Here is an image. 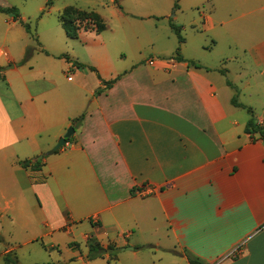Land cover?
Returning <instances> with one entry per match:
<instances>
[{
	"label": "crops",
	"instance_id": "obj_1",
	"mask_svg": "<svg viewBox=\"0 0 264 264\" xmlns=\"http://www.w3.org/2000/svg\"><path fill=\"white\" fill-rule=\"evenodd\" d=\"M226 1L197 2L184 25L176 0L160 16L168 49L145 61H126L123 52L111 59L93 40L105 29L70 39L57 17L23 62L38 44L35 24L21 2L0 0L18 6L36 37L0 13V259L190 264V254L204 264H264V144L244 131L251 116L264 125V107L257 115L243 100H264V0H230L222 11ZM221 44L237 54H203ZM234 95L243 107L231 104ZM70 126L74 133L50 153ZM39 155V168L21 165ZM146 184L152 194L134 195ZM88 236L112 254L87 259Z\"/></svg>",
	"mask_w": 264,
	"mask_h": 264
},
{
	"label": "rangeland",
	"instance_id": "obj_2",
	"mask_svg": "<svg viewBox=\"0 0 264 264\" xmlns=\"http://www.w3.org/2000/svg\"><path fill=\"white\" fill-rule=\"evenodd\" d=\"M8 1L13 3L21 2L22 4L19 6L20 9L31 15L30 21L35 24L38 39V44H31L34 48H36V46H41L42 41L48 39L49 33L47 31L50 32V27L58 24V15L65 7L71 6L83 11H92L100 16L105 25V30L98 37H93V40H95L100 47L106 46L111 59L114 60L119 53L123 52V58L129 62L132 61V59L145 61L151 57H155L157 47L168 49V45L164 44L169 42H163L159 35V33L165 32L161 29L165 21H162L160 16L177 3L176 0H53L51 3H48L47 0H25V2H22V0ZM201 1L202 0H179L180 5L185 8L184 15L179 19L182 21L181 23L187 25L186 23L191 21L193 6ZM229 1L230 0H227L225 4L221 6L222 11L231 8ZM251 1L256 2L259 0H249L248 2L251 3ZM40 5L44 8L42 12L37 11V7ZM15 8L19 9L16 5ZM173 9L172 11L176 10ZM68 19L75 20L76 17L71 15ZM76 22L80 24V31L82 29H95V22H93V20L91 21L87 16H79ZM237 24H241V22L237 21ZM258 30L259 32H263L259 23ZM183 34L185 33H181V36H183ZM61 40L60 47L62 49H68L67 47L70 46V44H68L70 41H68V39ZM225 41L227 40L223 39L222 43H225ZM190 51H193L192 45ZM220 51H224L220 55H226V57L232 55L234 52L237 54V51H234V49L228 51L223 44L214 49V51L203 54L207 56V59L212 60L210 58L219 55ZM226 65L229 78L232 81H237L235 78L237 75L235 72V64L227 62ZM255 98L256 97L253 95L246 94L243 100H252V105L256 108V112L255 110L254 112L260 115L264 107V100L261 98H256L257 100H255ZM40 256L43 259L46 258L44 253ZM21 258L23 261H30L32 257L31 254L26 252L25 256L23 255ZM0 264L8 263L0 259Z\"/></svg>",
	"mask_w": 264,
	"mask_h": 264
},
{
	"label": "trees",
	"instance_id": "obj_3",
	"mask_svg": "<svg viewBox=\"0 0 264 264\" xmlns=\"http://www.w3.org/2000/svg\"><path fill=\"white\" fill-rule=\"evenodd\" d=\"M53 0H47L48 3H51ZM176 4L174 5V8H176ZM0 13H4V14H12L13 18L17 21H19V23L25 28L26 32L34 39L36 40L35 34L34 32L31 31V27L30 24L28 22H23L22 20L19 19V14H18V10L15 7H2L0 6ZM74 15L76 17L75 20H70L68 19L69 16ZM79 16H87V18H89L91 21L93 20V22H95V31L97 33L102 32L105 29V25L102 22L101 18L94 12L90 11H83V10H79L76 9L74 7L68 6L65 7L62 12L58 15V19L59 22L61 23L62 28L65 31V34L67 35L68 38L70 39H76L79 35L80 32V24L76 21H78ZM171 28L174 30L178 41L182 42L183 39L180 36V27L176 26L174 24H170ZM35 51L34 47L28 46L25 50V54H24V58H23V62L26 61L28 58H30V56L32 55V53ZM176 53H178V51H176ZM194 67H199L197 64L195 63H191ZM77 67H84L82 64L76 63ZM92 70H94L93 68H90ZM222 74H224V70H220ZM113 81H103V84L105 87H109L112 85ZM227 85L231 86L230 82L227 81ZM99 90L96 91V93H98ZM231 104L235 107H243L241 104L237 103L236 100V95H234L231 99ZM249 111V110H248ZM84 117V113L79 115L78 117L74 118L72 120L73 126L76 127L77 125H79L82 122V119ZM244 131L248 134H258L260 140L263 142L264 144V125H258L254 122V120L252 118H250L246 125H245V129ZM57 152V151H55ZM52 153V151L50 152ZM42 163V160L39 161H35L32 164H26L24 162L21 163L22 166L24 167H29L31 166L33 169L39 168L40 165ZM86 244L88 247V253L86 258L87 259H94V258H98V257H102L104 256L106 253L112 254L113 252V248L112 247H102L99 242H97L92 236H88L87 240H86ZM145 247H139L140 249L142 248H146ZM186 257L189 261L190 264H204L200 259L190 255V254H186ZM3 260L8 263V264H18L17 260L15 257H11L10 254H5L3 256Z\"/></svg>",
	"mask_w": 264,
	"mask_h": 264
},
{
	"label": "water",
	"instance_id": "obj_4",
	"mask_svg": "<svg viewBox=\"0 0 264 264\" xmlns=\"http://www.w3.org/2000/svg\"><path fill=\"white\" fill-rule=\"evenodd\" d=\"M74 133V128L72 127V126H70L67 130H66V132H65V134L63 135V136H61L58 140H57V142H56V144H55V146L52 148V152H55V151H57L59 148H61L63 145H65V143L67 142V140L69 139V137L72 135ZM42 158V155H39V156H37L34 160H27L26 161V164H29L30 162H34V161H39L40 159ZM131 249V248H130Z\"/></svg>",
	"mask_w": 264,
	"mask_h": 264
},
{
	"label": "built area",
	"instance_id": "obj_5",
	"mask_svg": "<svg viewBox=\"0 0 264 264\" xmlns=\"http://www.w3.org/2000/svg\"><path fill=\"white\" fill-rule=\"evenodd\" d=\"M148 64L149 65L154 64V60L150 59L148 61ZM153 192H154V187L149 185V184L135 188V190L133 191L134 195L139 196V197L148 196V195L152 194Z\"/></svg>",
	"mask_w": 264,
	"mask_h": 264
}]
</instances>
